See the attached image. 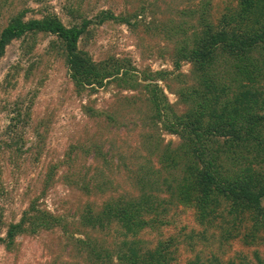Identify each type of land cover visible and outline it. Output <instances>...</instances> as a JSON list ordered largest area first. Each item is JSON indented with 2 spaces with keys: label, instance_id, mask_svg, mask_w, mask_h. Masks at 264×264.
<instances>
[{
  "label": "trees",
  "instance_id": "trees-1",
  "mask_svg": "<svg viewBox=\"0 0 264 264\" xmlns=\"http://www.w3.org/2000/svg\"><path fill=\"white\" fill-rule=\"evenodd\" d=\"M29 1L38 4L46 0H23L6 17L4 11L12 8L13 1L0 0V59L7 46L18 43L17 59L9 65L0 81V102L4 95L12 94L10 86L25 89L28 85L31 98L43 86L42 77H33V70L39 63L36 66L28 57L32 42L41 34L48 38L52 55L62 61L76 96L90 101L91 92L104 88L110 81L120 90L147 92L145 100L151 104L150 119L153 123L159 120L163 128L179 140L175 147L165 146L163 153L156 156L158 167L138 168L141 174L134 180L140 195L136 199L129 197V193L115 191L103 197L99 206H94L98 209L96 212L92 206L87 207L78 216L77 225L88 228L116 219L124 231L121 236L135 237L140 229L153 225L146 215L151 207H157L152 194L160 190L167 192L169 199L179 204L183 211L194 214L202 232H213L221 245H231L237 238L245 246L264 241V87L260 90L257 86L261 81L264 83V0H231L213 21L209 16V2L205 1L201 8L203 15L196 24L180 29L172 49V52L175 50L173 71L161 70L159 73L161 81L166 82L165 87L170 89L168 75L179 70L181 61L190 64L189 77L192 76L194 87L188 92H182L181 88L174 92L177 101L185 107L178 115L161 89L156 84L151 87L148 82L151 76L142 74L135 81L130 63L111 57L92 64L89 55L77 47L80 38L90 33L87 28L94 23V18L97 24L108 21L112 17L109 11L101 10L91 20L83 9L79 11L82 1L75 0L77 7L70 5L64 11L70 18L69 24H64L53 10L42 5L32 10L27 5ZM28 13L40 16L27 17ZM137 15L133 13L131 18L136 19ZM119 21L127 24L125 17ZM218 61L224 63L215 67L214 63ZM219 66L222 68L217 69ZM181 76L177 73L175 78ZM17 79L21 80L20 84ZM231 84L238 89L237 93ZM115 99L120 101V97L115 96ZM83 101L80 106L88 118L104 115L113 120L112 115L97 112L89 106L90 102L85 104ZM124 103L129 107L135 105L130 99ZM3 107L4 104L0 105V110L6 116L9 110ZM23 119L25 127L20 126L15 116L0 130V160L14 169L18 168L19 161L24 162L23 155L27 152L22 149V137L28 133L35 139L33 160L36 161L44 152L52 122L46 113L24 115ZM147 153L155 154L153 151ZM178 172L182 174L180 179L175 176ZM224 205L226 209L222 208ZM163 210L162 207L161 212ZM52 219L46 211L38 210L32 204L17 223L7 226L0 243L6 252H12L14 236L22 232L34 233L39 227H47L46 223ZM23 222H28L31 228L27 231L19 229ZM126 244L125 241L121 243L126 252L120 250L116 254L117 264H169L174 261L164 256L160 246L141 252L137 244L131 242L132 247ZM93 250L89 256L94 261L108 257ZM215 258L210 255L206 263L196 258L192 264H264L257 251L252 252V261H245L243 257L237 262Z\"/></svg>",
  "mask_w": 264,
  "mask_h": 264
},
{
  "label": "rangeland",
  "instance_id": "rangeland-1",
  "mask_svg": "<svg viewBox=\"0 0 264 264\" xmlns=\"http://www.w3.org/2000/svg\"><path fill=\"white\" fill-rule=\"evenodd\" d=\"M12 1L13 6L4 11V17L23 2ZM81 1L79 11L83 9L91 20L101 10L109 11L112 16L101 24H97L94 18V23L87 28L90 33L78 41L77 47L89 55L92 64L113 57L130 63L136 75L135 81L142 74L151 76L148 80L151 87L156 84L172 110L177 115L182 113L185 107L177 101L174 92L179 88L188 92L194 87L192 76L189 77L190 64L181 61L179 70L168 75L170 89L165 87L166 82L161 81L159 73L161 70L173 71L175 38L179 37L180 29L200 19L202 4L209 2V16L213 21L231 0ZM74 3L75 0H46L38 4L29 1L27 5L32 10L39 9V5L51 9L64 24H69L70 18L64 11L70 5L77 7ZM133 13L138 14L136 19L131 18ZM30 16L39 18L40 14L28 13L27 17ZM121 17L127 19V24L119 21ZM174 34L177 36L172 37ZM47 39L38 34L28 54L31 63L36 66L39 63L33 70V77H42L43 86L32 98L28 85L25 89L10 86L12 94L4 95L0 102L9 110L6 116L0 110V130L15 116L20 126L25 127L23 117H30L32 113H46L52 121L44 152L36 161L33 160L35 139L28 133L21 139L24 142L22 149L27 152L17 169L0 160V237L4 236L10 223H17L23 213L30 210L32 204L38 210L46 211L53 221H44L47 227H39L34 233L22 232L14 236L12 248L15 249L12 252H6L0 243V264H117L118 251L126 252L122 241L128 247L137 244L141 252L160 246L165 257L174 259L169 264H192L196 258L206 263L210 255L221 261L237 262L240 257L252 261L253 251H257L264 262V241L245 246L237 238L231 245H221L213 232H202L194 214L183 211L179 204L169 199L167 192L160 190L152 194L157 207H151L146 215L153 225L140 229L135 237L121 236L124 231L116 219L88 228L77 225L78 216L87 207L92 206L96 212L98 209L94 206H99L105 196L115 191L129 193V197L136 199L140 195L134 180L141 174L138 168L158 167L156 156L163 153L165 146L175 147L179 140L163 128L159 120L153 123L150 119L151 104L145 100L148 93L139 87L137 89L141 92L120 90L110 81L104 88L91 92L90 101L76 96L62 61L48 49ZM17 53V42L6 47L0 59V81L9 65L17 59ZM222 63L214 64L216 67ZM177 73L183 75L177 77L181 82L175 78ZM17 81L21 83V80ZM261 85H264L262 81L257 85L260 90L264 87ZM231 86L237 93L234 84ZM115 96L120 97V101ZM126 99L135 101V105L129 107L124 103ZM82 101L85 104L90 102L89 106L97 112L112 115L113 120L106 119L104 115L88 118L81 109ZM167 117L170 118L169 115ZM14 134L17 137V133ZM148 151L155 154L150 155ZM181 175L179 172L175 174L178 179ZM162 207L164 210L161 212ZM222 208L226 209L225 205ZM30 228L28 222H23L19 229ZM92 249L99 251L100 256L106 254L108 257L94 261L89 256Z\"/></svg>",
  "mask_w": 264,
  "mask_h": 264
}]
</instances>
